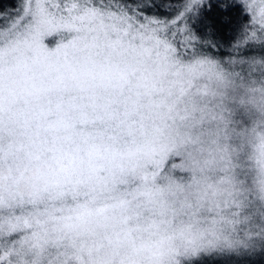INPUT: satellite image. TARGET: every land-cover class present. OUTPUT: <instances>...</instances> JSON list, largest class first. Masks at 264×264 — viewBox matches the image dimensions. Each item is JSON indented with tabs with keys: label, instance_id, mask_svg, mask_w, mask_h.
<instances>
[{
	"label": "snow or ice",
	"instance_id": "obj_1",
	"mask_svg": "<svg viewBox=\"0 0 264 264\" xmlns=\"http://www.w3.org/2000/svg\"><path fill=\"white\" fill-rule=\"evenodd\" d=\"M256 255L264 0L0 9V264Z\"/></svg>",
	"mask_w": 264,
	"mask_h": 264
},
{
	"label": "trees",
	"instance_id": "obj_2",
	"mask_svg": "<svg viewBox=\"0 0 264 264\" xmlns=\"http://www.w3.org/2000/svg\"><path fill=\"white\" fill-rule=\"evenodd\" d=\"M157 4L161 2V0H155ZM18 4V0H0V9L4 10H12L14 6ZM153 11H156L153 9ZM232 16L237 17L239 20L243 16V12H237L236 10H233L231 13ZM206 264H214L213 260H208ZM235 264V262H233ZM245 264H264V258L255 259L254 261L246 260Z\"/></svg>",
	"mask_w": 264,
	"mask_h": 264
},
{
	"label": "rangeland",
	"instance_id": "obj_3",
	"mask_svg": "<svg viewBox=\"0 0 264 264\" xmlns=\"http://www.w3.org/2000/svg\"><path fill=\"white\" fill-rule=\"evenodd\" d=\"M18 2H19V0H18ZM49 39H50V43L54 45L56 38L53 37V38H49ZM257 53H258V49H254L253 54H257ZM259 258H264V257L256 255V256L249 257L246 260L254 261L255 259L257 260ZM209 260H213V259H209ZM233 262H235V261H233Z\"/></svg>",
	"mask_w": 264,
	"mask_h": 264
}]
</instances>
